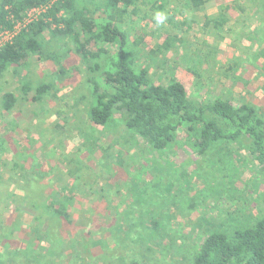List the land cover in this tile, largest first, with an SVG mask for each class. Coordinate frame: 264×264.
<instances>
[{"label":"trees","instance_id":"obj_1","mask_svg":"<svg viewBox=\"0 0 264 264\" xmlns=\"http://www.w3.org/2000/svg\"><path fill=\"white\" fill-rule=\"evenodd\" d=\"M137 1L0 0V34L12 29L14 23L22 19L31 7L45 6L36 19L22 26L10 41L0 46V75L12 66L15 71L25 67L34 56L42 58L46 45L52 39L57 41V52L48 54L49 59L58 66L57 77L64 75L66 71L63 60L57 56L69 51H74L89 68L87 81L90 85V100L86 110L89 120L103 126L110 139H118L114 136L118 133L123 141L130 144L138 140V154L143 151L152 152L154 149L163 157L162 159L154 154L146 158V165L135 167L134 163L121 158L118 155L120 150L116 149V155L121 160L120 166L128 174L131 188L121 198L122 203L107 204L111 216L107 220L98 221L93 229L94 233L92 232L98 239L93 241V236L88 239L74 235L73 241L67 246L66 227L73 222L68 209L73 197L67 191L74 190L76 185L67 191L62 186L51 189L46 196H35L40 180L54 175L55 168L44 169L34 157L28 166H24L21 161L22 152L15 153L12 159L15 167L11 166L9 169V180L13 182L7 181L14 185V189L7 188V195L4 193L0 198L6 196L13 201L12 212L30 208L33 222L27 225V237H23L25 243H21V246L14 240L17 236L9 234L12 227L18 228L17 223L10 228L4 227L5 232L0 234V243L5 244L4 250H0V264H17L6 262L9 257L16 261L24 257L30 264L31 260L35 264L102 263L98 256L90 255V246L104 249L105 256L108 255L113 260L111 264H162L167 256L179 257L175 264H264V106L243 96L237 101L218 94L194 100L190 98L186 84L180 79L169 77L163 82L153 80L149 64H143L138 56L142 38L135 37L131 40L124 27L126 17L139 12ZM165 1L162 0V4ZM185 1H188L191 8L199 9L210 0ZM151 7L161 9L163 5H157V0H152ZM220 22L221 20L213 21V25L218 26ZM45 32H50L49 38H45ZM177 37L167 33L162 42L150 52L169 50ZM252 43L261 45L253 40L250 44ZM252 55V60L255 61L253 65H256L258 55L264 59V46ZM249 58L247 56L246 61ZM91 61L92 64L88 66L86 63ZM241 61L239 55L231 59L236 65ZM191 71L200 77L196 68H191ZM261 71L264 72V61ZM233 78L240 80L238 76ZM22 89L25 94L34 90L32 100L35 102H41L43 98H58L59 89L51 81L39 82L32 87L28 80H23ZM15 101L12 92H4L0 105L4 111H10ZM180 137L182 142L184 139L193 152L199 155L206 154L216 145H219V149L231 144H235L236 148L243 147L250 158V162L243 165L253 169L247 182L252 183L255 196L250 194L247 199L242 197L240 204L223 210V218L207 216L205 212H201L190 230L182 229L179 232L180 229L173 228L170 220L176 216L189 219L198 203L203 208L205 200L219 202L224 196L232 199L235 197L230 189L233 188V182L227 184L233 181V175L224 182L220 181L221 174L216 171L209 178L216 180L213 185L204 179V184L199 189L202 196L200 201H193L198 190L192 197L187 194L189 203L183 201L185 208L181 205L183 202L171 199L170 193H162L160 185L167 172L163 171L160 175L161 170L158 168H163L162 162H167L164 154L172 151ZM82 138L88 151L100 140L89 133ZM5 143L4 136L0 134V149L4 150ZM114 143L118 144L119 141ZM108 147L111 145L100 146L104 159L110 157ZM138 154L136 159L140 158ZM109 165L103 163L106 172L110 171ZM134 167L135 169H131ZM177 167L178 164L176 169ZM31 171L33 177L29 173L27 175ZM67 172L75 180L80 177L69 167ZM186 174L188 173L183 171L182 180L188 184L190 180L186 179ZM19 178L24 181L21 183ZM100 185V190L106 192L107 185ZM136 185L137 190L134 189ZM165 190L168 191L167 188ZM32 228L35 229L33 233ZM195 229H198V234L197 239L193 240ZM80 239L82 240L79 241ZM85 239L90 242H85ZM180 239L182 241L177 242ZM6 240L13 242L15 248L7 244ZM111 243L113 246L109 247ZM83 253L85 256H82Z\"/></svg>","mask_w":264,"mask_h":264},{"label":"rangeland","instance_id":"obj_2","mask_svg":"<svg viewBox=\"0 0 264 264\" xmlns=\"http://www.w3.org/2000/svg\"><path fill=\"white\" fill-rule=\"evenodd\" d=\"M137 4L139 12L127 16L124 27L127 28L131 40L135 37L142 38L138 56L143 64H149L151 69L149 72L153 80L163 82L169 77L180 79L186 84L188 95L194 100L218 94L237 101L243 96L259 106H264V72L261 71L264 59L258 55L256 65H253L255 61L252 60L254 56L252 54L264 46V0H210L199 9L191 8L185 0H166L164 4L162 0H157V5H163L161 9L152 8V0H138ZM224 4L226 7H223ZM157 12L164 15L165 19L162 22L156 21ZM219 20L221 22L218 26H214L213 21L219 22ZM205 22L208 24L205 25ZM167 33L178 36L172 41L173 45L170 49L161 53L150 52L162 42ZM44 36L49 38L50 32H45ZM252 40L256 43L260 42L263 46L250 44ZM56 43L57 41L52 39L46 45L42 58L37 59L34 56L29 59L25 67L17 68L15 71L12 66L0 75V99L4 92H12L16 98L10 111H4L0 105V134L6 141L4 150L0 149L2 182L0 195L4 196L7 188L14 189V185L9 184L13 182L9 180V169L11 166L15 167L12 159L19 151L23 153H21V161L24 166H28L34 157L44 169L55 168L54 175L51 174L50 177L40 180L35 196H46L51 189L55 190L62 186L67 191L76 185L74 190L67 191L73 197L68 207L73 222L66 227L65 233L68 246L69 242L73 241L74 235L78 238L85 236L88 239L93 236V241L98 239V236L92 232L94 233L93 229L98 221L107 220L108 216H111L107 204L122 203L121 198L127 193L126 190L131 188L128 184L130 182L128 174L120 166V157L137 167L140 164L146 165V158L154 154L161 156V153L153 149L152 152L143 151L138 154L140 145L138 140L130 144L123 141L118 133L114 134L118 139H110L106 136L108 133L103 126L89 120L86 113L90 100L88 93L90 85L87 81L89 68L80 61V57L74 51H69L57 56L63 60L66 67L65 74L57 77L58 66L48 56L51 52H57ZM237 55L242 61L236 65L231 59ZM247 56H250L248 61H246ZM86 64L89 66L92 61ZM191 68H196L200 77L195 76ZM234 76L240 77V80L234 79ZM23 80H28L32 87L39 82H53L59 89L58 98L56 100L43 98L41 102L33 101L34 90L25 94L22 89ZM88 133L95 139L100 138L89 151L83 145L82 138ZM116 140L119 141L118 144L114 143ZM101 145H111L107 151L109 158H103ZM218 146H214L204 155H199L193 152L184 139L182 142L180 137L172 151L164 154L167 162L163 161V168L158 169L161 170L160 175L163 171L167 174L164 175L160 187L163 188L162 193H170L171 199H176L180 203L183 201L189 203L187 194L192 197L197 190V197L193 201H200L202 196L199 189L204 184V179L206 178V182L209 181L212 185L216 181L209 179L213 171L220 173V181L224 182L233 175V181L227 184L233 182V188L230 189L235 197L232 199L224 196L219 202L205 200V207L201 208L198 203L189 219H181L177 216L171 219L173 228L177 227L180 229L179 232L182 229L190 230L201 212H205L207 216L223 218L224 211L240 204L242 197L247 199L250 194L255 196L252 183L247 182L253 169L243 165L250 160L247 157L248 151L243 147L236 148L235 144L227 145L222 149ZM116 149L120 150L118 154L120 157L116 155ZM137 154L140 158L136 159ZM161 158L163 159L162 156ZM104 162L110 164V171L106 172ZM177 164L179 167L176 169ZM68 167L80 175L78 180H75L71 173H68L69 171L67 172ZM234 167L237 169L235 170ZM183 171L188 173L186 174V179L190 180L188 184L182 180ZM28 173L33 177L32 171L27 172V175ZM19 179L21 183L24 181L22 178ZM102 183L107 185L106 192L100 190ZM166 188L168 191L165 190ZM134 189L137 190V185ZM5 194L7 195V192ZM12 202L6 196L0 198V234L5 232L4 227L10 228L17 223L18 228L12 227L9 234H15L17 239L14 240L17 241L18 246H21V243H25L23 237H27V225L33 222V213L28 207L21 212L16 210L12 212L14 206ZM181 205L184 207V202ZM31 232H35V229L32 228ZM193 234V240L197 239L198 229H195ZM179 241L182 239L177 240ZM6 242L12 247L15 246L9 240ZM85 242L90 241L85 239ZM4 246L5 244L0 243V250H4ZM112 246L111 243L109 247ZM103 251L102 248L90 246V255L98 256L102 262L98 264H111L113 260L108 255L105 256ZM82 256L85 254L83 253ZM178 258L167 256V260H162V264H175ZM6 262L30 264L24 257L18 258L17 261L9 257ZM183 262L185 263V260ZM31 264H35L33 260Z\"/></svg>","mask_w":264,"mask_h":264},{"label":"built area","instance_id":"obj_3","mask_svg":"<svg viewBox=\"0 0 264 264\" xmlns=\"http://www.w3.org/2000/svg\"><path fill=\"white\" fill-rule=\"evenodd\" d=\"M45 9V6H33L31 7L23 16L22 19L17 20L14 25L12 26V29L4 30L0 35V46L4 44L7 41H10L13 36H15L20 28L24 26L25 24L31 22L32 20L36 19L39 14Z\"/></svg>","mask_w":264,"mask_h":264},{"label":"clouds","instance_id":"obj_4","mask_svg":"<svg viewBox=\"0 0 264 264\" xmlns=\"http://www.w3.org/2000/svg\"><path fill=\"white\" fill-rule=\"evenodd\" d=\"M155 19L159 23V22H162L165 19V17L162 13L157 12L155 15Z\"/></svg>","mask_w":264,"mask_h":264},{"label":"crops","instance_id":"obj_5","mask_svg":"<svg viewBox=\"0 0 264 264\" xmlns=\"http://www.w3.org/2000/svg\"><path fill=\"white\" fill-rule=\"evenodd\" d=\"M70 213V212H69ZM70 215H71V213H70Z\"/></svg>","mask_w":264,"mask_h":264}]
</instances>
